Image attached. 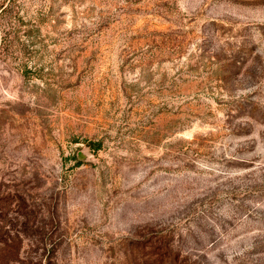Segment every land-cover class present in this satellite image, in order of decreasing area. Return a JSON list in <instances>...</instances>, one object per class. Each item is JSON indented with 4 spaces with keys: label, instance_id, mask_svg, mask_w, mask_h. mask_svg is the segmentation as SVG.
I'll list each match as a JSON object with an SVG mask.
<instances>
[{
    "label": "rangeland",
    "instance_id": "1",
    "mask_svg": "<svg viewBox=\"0 0 264 264\" xmlns=\"http://www.w3.org/2000/svg\"><path fill=\"white\" fill-rule=\"evenodd\" d=\"M0 264H264V0H0Z\"/></svg>",
    "mask_w": 264,
    "mask_h": 264
},
{
    "label": "water",
    "instance_id": "2",
    "mask_svg": "<svg viewBox=\"0 0 264 264\" xmlns=\"http://www.w3.org/2000/svg\"><path fill=\"white\" fill-rule=\"evenodd\" d=\"M78 158L82 161H86L87 160V157L85 155V152L84 151H81L78 153Z\"/></svg>",
    "mask_w": 264,
    "mask_h": 264
},
{
    "label": "trees",
    "instance_id": "3",
    "mask_svg": "<svg viewBox=\"0 0 264 264\" xmlns=\"http://www.w3.org/2000/svg\"><path fill=\"white\" fill-rule=\"evenodd\" d=\"M96 145V144H95ZM96 147H98V146H96Z\"/></svg>",
    "mask_w": 264,
    "mask_h": 264
}]
</instances>
